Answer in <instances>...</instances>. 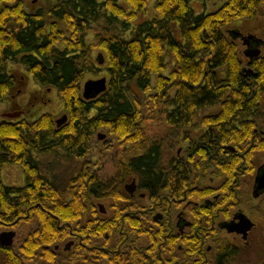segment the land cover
<instances>
[{"label": "trees", "instance_id": "1", "mask_svg": "<svg viewBox=\"0 0 264 264\" xmlns=\"http://www.w3.org/2000/svg\"><path fill=\"white\" fill-rule=\"evenodd\" d=\"M151 1L46 0L27 9L22 0H0V101L19 84L9 67L16 64L39 87L56 90L66 115L60 125L49 113L0 120V225L36 222L15 247L0 246V264L37 259L60 264L54 245L76 229L87 241L119 234V226L96 219L78 224L107 196L105 184L80 169L62 188L42 173L36 156L60 149L82 159L102 129L136 147L145 145V157L132 159L130 166L151 180L156 161L149 156L158 160V149L147 143L161 141L145 135L140 124L144 94L151 91L163 104L172 141L234 142L248 161L264 151V56H244L242 66L238 39L225 27L264 14V0H224L202 12L194 10L193 0H157L152 14L147 13ZM92 49L101 51L96 62H105L108 78L104 92L84 99L80 83L98 69ZM7 164L21 167L22 186L4 183ZM233 254L225 248L217 264H228ZM83 255L87 262L91 253L83 249ZM104 259L96 264H123L120 254Z\"/></svg>", "mask_w": 264, "mask_h": 264}, {"label": "flooded vegetation", "instance_id": "2", "mask_svg": "<svg viewBox=\"0 0 264 264\" xmlns=\"http://www.w3.org/2000/svg\"><path fill=\"white\" fill-rule=\"evenodd\" d=\"M5 114L2 118H8ZM151 143L158 149V160L149 156L156 161L151 180L130 166L146 150L121 158L105 182L96 171L84 170L107 186V196L96 200L94 212H85L79 226L96 219L119 226V234L87 241L76 229L54 245L57 254L68 252L81 264H96L114 253L123 264H217L225 248L236 254L242 235L235 226L242 215L254 223L257 201L264 196L256 189L264 161L257 165L255 152L248 161L234 142H149L147 148ZM83 249L91 253L87 262Z\"/></svg>", "mask_w": 264, "mask_h": 264}, {"label": "rangeland", "instance_id": "3", "mask_svg": "<svg viewBox=\"0 0 264 264\" xmlns=\"http://www.w3.org/2000/svg\"><path fill=\"white\" fill-rule=\"evenodd\" d=\"M22 1L25 8L29 9V4L35 8H39L46 0ZM156 1L157 0H153L149 3L147 13L150 12L152 14ZM223 1L224 0H193L192 7L196 12L208 11L215 9L221 5ZM225 27L226 29L239 30L243 35L252 34L264 40V14L258 15L254 19L238 20ZM87 41H92V33L88 34ZM236 45L242 66H246L247 60L243 55L245 47L239 39L236 41ZM90 53L91 59L98 69L95 72L87 73L83 77L80 83L81 92L84 82L100 79L102 77L108 78L105 62L102 64L96 62L101 51L92 49ZM261 56H264V46L261 47ZM9 67L12 68L13 72L17 75L19 84L17 88L9 94L7 99L0 101V120L2 119V114L12 113L14 111H20L21 117L29 120H34L44 113L51 114L56 120L64 114L62 102L55 89L51 87H39L32 80L31 76L19 65L12 64ZM167 72L165 74H167ZM155 83L156 77L152 79L153 86H155ZM154 94L155 91H151L147 95L144 94L140 109V124L143 132L154 140H160L161 142H177L176 139L172 141V132L169 131L163 119V104L161 100L153 98ZM262 99L264 100V93ZM208 112V110H203L201 114H207ZM99 133L103 135L101 139L97 136ZM187 134L194 137V131H188ZM147 144H149V142ZM140 147H136L132 142L118 139L106 130L100 129L94 134L90 142L89 153L85 159L80 160L67 157L60 149L39 154L36 157L39 159L42 173L64 188L68 179L73 175L76 176L80 169L89 170L90 172L96 171L98 179L102 182L111 179L121 158L146 150H141ZM86 160L89 163H85ZM254 160H256L257 165L262 164L264 161V151L255 152ZM86 164L89 165V167H85ZM2 178L4 183L10 186H22L25 180L23 170L16 164L5 165L2 168ZM257 202V212L254 214L253 218L255 225L249 232L245 241L242 239L237 240V252L228 264H264V196ZM107 203H109V201L106 202V204ZM33 223L34 224L22 222L15 227H4L0 225V232L15 231L16 235L13 241V246L15 247L17 243L24 239L28 231L33 228V225H36L35 221H33ZM114 235L116 234L114 233ZM63 246L64 245L60 244V247ZM56 256L60 264H81L75 261V258L68 252L61 251V255L56 253ZM27 264H45V262L42 259H37L36 261H28Z\"/></svg>", "mask_w": 264, "mask_h": 264}, {"label": "water", "instance_id": "4", "mask_svg": "<svg viewBox=\"0 0 264 264\" xmlns=\"http://www.w3.org/2000/svg\"><path fill=\"white\" fill-rule=\"evenodd\" d=\"M232 38L241 40L242 45L245 47L243 50V55L248 59H253L261 55V47L264 46V40L252 35H243L239 30L232 29L229 31ZM80 87V86H79ZM106 89V79L102 77L96 80H88L84 82L82 89V96L84 99H91L104 92ZM21 115L20 111L6 113L5 116L8 118H15ZM66 121V115H63L61 118L56 120V123L60 125ZM99 139L103 137L102 134L97 135ZM256 189L264 191V173L256 177ZM254 226L248 218L244 215L240 217V221L235 226V230L242 235V239L247 238L248 231L251 230ZM15 231H2L0 232V246L1 247H10L13 244L15 238ZM68 247V246H67Z\"/></svg>", "mask_w": 264, "mask_h": 264}]
</instances>
